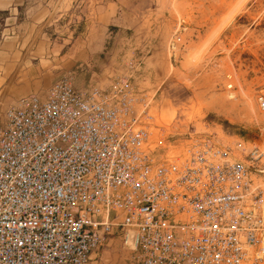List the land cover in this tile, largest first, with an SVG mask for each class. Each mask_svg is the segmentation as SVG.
<instances>
[{
    "label": "built area",
    "instance_id": "2783aa9c",
    "mask_svg": "<svg viewBox=\"0 0 264 264\" xmlns=\"http://www.w3.org/2000/svg\"><path fill=\"white\" fill-rule=\"evenodd\" d=\"M135 103L127 80L104 92L61 79L5 109L0 264H88L114 236L129 264H264L258 150L248 164L206 139L174 170L145 152Z\"/></svg>",
    "mask_w": 264,
    "mask_h": 264
},
{
    "label": "rangeland",
    "instance_id": "374dc122",
    "mask_svg": "<svg viewBox=\"0 0 264 264\" xmlns=\"http://www.w3.org/2000/svg\"><path fill=\"white\" fill-rule=\"evenodd\" d=\"M14 8L0 12V119L61 79L104 92L127 80L133 112L146 114L151 158L179 166L180 152L209 139L252 164L257 149L253 180L264 196V126L249 119L242 98L257 107L264 86V0H24ZM228 93L236 98L220 104ZM129 258L114 236L88 264Z\"/></svg>",
    "mask_w": 264,
    "mask_h": 264
},
{
    "label": "bare ground",
    "instance_id": "6f19581e",
    "mask_svg": "<svg viewBox=\"0 0 264 264\" xmlns=\"http://www.w3.org/2000/svg\"><path fill=\"white\" fill-rule=\"evenodd\" d=\"M227 79L230 80L231 76H228ZM231 88H229V89H231ZM249 90H251V89H249ZM245 91L247 92L248 90H245ZM242 95H243L242 98L244 99V108L248 114L249 119H251L253 122H255L259 126L260 125L264 126V120H263L264 114L261 113L260 111H258V113L256 112L257 107L255 106L254 99H251L252 96L249 97L244 92L242 93ZM232 98L235 99L236 97L234 96V94L228 93L224 99H218V101L220 104H225L226 102H228V100H231ZM255 107H256V109H255ZM139 114L140 113H138V115ZM142 122L144 123V121H142ZM144 125H145V123H144ZM154 147H155L154 144L150 145V147L146 148L147 152L149 150V152L151 154H153L155 152ZM186 153H188L187 148H186V150H184V153H182V152L179 153V155L177 157V159L181 162V164L179 166L175 163V161L172 160V158H169L167 155L166 156L162 155L158 161L161 163H165V164L172 166L174 170H179L180 167L182 166L183 162L185 161V159H183V157L185 158ZM154 161L156 162V158L154 159ZM262 245H263V248H261ZM260 246H261L260 248L262 250L260 254L263 255V253H264V241L262 242V244Z\"/></svg>",
    "mask_w": 264,
    "mask_h": 264
},
{
    "label": "crops",
    "instance_id": "0c3cea01",
    "mask_svg": "<svg viewBox=\"0 0 264 264\" xmlns=\"http://www.w3.org/2000/svg\"><path fill=\"white\" fill-rule=\"evenodd\" d=\"M20 1H24V0H0V12L8 11L9 14L13 13V11L18 10V8H14V6L16 7L17 2H20ZM6 46L8 47L9 44H7ZM5 57L6 56L2 52H0V60H3ZM12 68H13V64H10L7 66L6 70L9 71V69L11 70ZM18 68H20V66ZM8 75L10 76L11 74H7V76ZM17 93L21 94V90L19 89Z\"/></svg>",
    "mask_w": 264,
    "mask_h": 264
}]
</instances>
